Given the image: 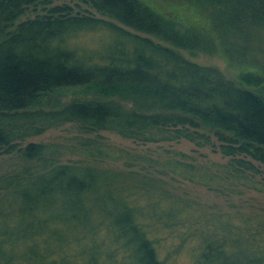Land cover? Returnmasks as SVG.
I'll return each mask as SVG.
<instances>
[{
  "label": "trees",
  "instance_id": "1",
  "mask_svg": "<svg viewBox=\"0 0 264 264\" xmlns=\"http://www.w3.org/2000/svg\"><path fill=\"white\" fill-rule=\"evenodd\" d=\"M42 1L0 0V156L11 166L0 173V264H121L119 250L127 248L129 264H165L155 236L162 232L178 239L175 250L180 238L196 233L193 264H264V232L252 238L195 226L186 216L189 202L175 199L161 179L215 188L222 181L248 183L264 167V76L243 75L245 87L180 53L219 48L246 55L264 30V0H187L206 12L205 35L179 31L140 0H78L102 17L56 5L14 24ZM84 33L95 41H82ZM66 89L84 97L45 108L51 93ZM67 123L83 135L186 140L230 160L209 169L181 152L142 161L85 137L77 152L82 160L69 163L55 145L23 144ZM105 160L146 167L139 174L97 166Z\"/></svg>",
  "mask_w": 264,
  "mask_h": 264
},
{
  "label": "rangeland",
  "instance_id": "2",
  "mask_svg": "<svg viewBox=\"0 0 264 264\" xmlns=\"http://www.w3.org/2000/svg\"><path fill=\"white\" fill-rule=\"evenodd\" d=\"M140 1L158 14L171 20L181 32H193L203 35L211 32L210 22L206 12L198 9L187 0ZM56 5H69L73 12H89L97 17H102L93 8L78 0H44L26 7L23 14L14 24L25 19L46 14L48 9ZM149 37L156 42L165 44L154 36ZM81 40L92 43V41H95V36L84 33L81 36ZM250 47L246 55L241 57L229 56L219 48L212 53L182 49L180 53L190 61L216 67L226 78L234 81L238 85L249 87L242 82L241 77L243 75L256 73L264 76V30L260 31L254 43H250ZM50 95L49 103L44 105L48 109L60 107L71 100L84 97L78 89L61 90ZM85 137L95 138L110 146L123 148L133 154L140 155L143 157L142 161L172 158L181 152L192 158L189 160H193L196 164H201L209 169L213 164L223 165L227 164L228 160H230L229 157L223 156L217 148L211 146L197 147L186 140L140 143L122 138L108 131H99L83 135L77 132L75 126L70 123L49 129L41 135L28 137L23 144L39 142L55 145L62 152L59 156L62 162L78 163L82 160V155L77 153L80 150L79 144ZM213 141L215 140L213 139ZM7 159V155L0 156V173L11 169ZM97 164V166L102 168L137 171L139 174L146 167L141 164H135L131 168H128L123 161L108 160L97 162ZM255 164L257 163L255 162ZM151 172H153L155 177H159L158 173L152 170ZM161 179L163 186H168L165 188L169 190V193L175 199L189 202L191 213L186 216L193 221L195 226L199 227L201 224L206 223L213 227L219 226L220 229L228 228L233 232L231 235L243 237V235L247 234L252 238H258V231L261 233L264 232V167L260 166V173L257 175L249 174L246 179L248 183H226L222 181V185L221 183L220 186L214 185L215 188L202 186L198 183H191L179 177H173L171 179L162 177ZM217 187L219 188L216 189ZM13 219L17 218L13 217ZM198 231L195 230V232ZM99 234L103 236L105 234L104 230L100 229ZM165 235L163 232L155 235L159 242V256L164 260L165 264H193V255L196 252L198 244L196 233L190 235L188 238H180L181 244L177 246L176 250L174 246L175 243L179 242L178 239L169 238L171 235L167 238ZM72 249L77 250L75 253V257H77L79 246H73ZM65 250L66 248L59 249L58 252L64 254L66 253ZM59 253L56 252L58 256H60ZM83 255L85 257L87 256V254ZM118 259L121 264L134 262L128 248L124 251L122 249L119 250Z\"/></svg>",
  "mask_w": 264,
  "mask_h": 264
}]
</instances>
